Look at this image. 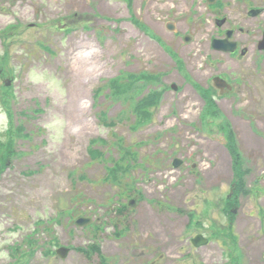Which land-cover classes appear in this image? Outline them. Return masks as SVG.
Segmentation results:
<instances>
[{
    "label": "rangeland",
    "instance_id": "1",
    "mask_svg": "<svg viewBox=\"0 0 264 264\" xmlns=\"http://www.w3.org/2000/svg\"><path fill=\"white\" fill-rule=\"evenodd\" d=\"M227 2H212V14L203 0H0V144L10 145L0 152V264H105L92 243L108 264H264V0L257 17L253 0ZM228 28L247 55L212 50ZM218 72L234 83L215 111L196 86ZM163 88L151 114L136 116ZM230 124L252 190L234 207L232 238L221 209L235 191ZM190 212L200 230L188 229ZM200 233L211 241L193 247Z\"/></svg>",
    "mask_w": 264,
    "mask_h": 264
},
{
    "label": "trees",
    "instance_id": "2",
    "mask_svg": "<svg viewBox=\"0 0 264 264\" xmlns=\"http://www.w3.org/2000/svg\"><path fill=\"white\" fill-rule=\"evenodd\" d=\"M119 80L116 79L115 81L111 82L112 87L116 86V83ZM160 97V94H152L149 97V100H142L139 103V108L140 107H150L151 104L157 101V99ZM151 99V100H150ZM150 104V105H149ZM144 117H148V114H145ZM230 134V133H229ZM232 134V132H231ZM230 134V149L233 154V157H235V167L237 168V175H236V190L238 191L239 194L245 195L246 193H249V190L246 187V181H245V176L248 173V169L244 167V158L241 156L240 152L238 151L237 146L235 145V140L233 138V135ZM10 145L9 143L5 146L0 144V152L6 153L9 151ZM0 156L2 157L3 155L0 153ZM3 163V162H2ZM1 164V162H0Z\"/></svg>",
    "mask_w": 264,
    "mask_h": 264
},
{
    "label": "flooded vegetation",
    "instance_id": "3",
    "mask_svg": "<svg viewBox=\"0 0 264 264\" xmlns=\"http://www.w3.org/2000/svg\"><path fill=\"white\" fill-rule=\"evenodd\" d=\"M203 2H206V4H208L207 6H208V8L209 9H212V7H214L215 9H218V8H220L219 7V5H210L209 4V2H210V0H203ZM216 2H218V0H216ZM215 2V3H216ZM222 11H218V12H216V14H217V18H219L220 20H224V22L226 21V18L224 17V18H222L221 19V17H222V15L220 14ZM249 11H247V13H248ZM261 14H263V12L261 11V13L259 14V15H261ZM250 15V14H249ZM258 16V15H257ZM219 19H217V21L219 20ZM217 24V23H216ZM224 24V23H223ZM264 32V31H263ZM262 32V33H263ZM236 43H237V47H238V49L236 50V53H235V56H239V55H242V56H245V55H247L248 54V52H249V49L248 48H244V46H241L240 44H239V42L238 41H235ZM261 45H262V47H264V42L263 43H261ZM258 46V45H257ZM258 49H259V46H258ZM260 50V49H259ZM261 52H262V54L264 55V51H262V50H260ZM216 77V79L214 80L215 82H216V84L217 85H219V87L221 88V90H224V91H233V86H229L228 85V83L226 84V83H224V82H226V81H231V75L228 73V72H226V73H223V72H218V73H216L213 77H212V79H214ZM218 77H220V78H218ZM211 79V78H210ZM215 82L213 83L212 82V85L209 87L211 90H212V87H214V85H215ZM215 89V88H214Z\"/></svg>",
    "mask_w": 264,
    "mask_h": 264
},
{
    "label": "water",
    "instance_id": "4",
    "mask_svg": "<svg viewBox=\"0 0 264 264\" xmlns=\"http://www.w3.org/2000/svg\"><path fill=\"white\" fill-rule=\"evenodd\" d=\"M228 36L231 37V32H228ZM189 40H191V38H189ZM225 42L226 41L215 40L214 41V48L221 49V50H231V51H233L235 49V47H234L235 45L234 44L228 45ZM176 164H178V162H176ZM88 222H89L88 220H81V221H79V223H81L82 225H85ZM193 241H194V244L196 246H200L201 244H206L207 243V240L204 239L202 236L194 239ZM58 253H60V255L63 258H65L66 255L68 254L67 249H65V248L59 249L58 250Z\"/></svg>",
    "mask_w": 264,
    "mask_h": 264
}]
</instances>
